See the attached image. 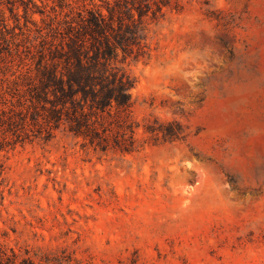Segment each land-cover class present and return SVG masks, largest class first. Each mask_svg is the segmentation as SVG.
Masks as SVG:
<instances>
[{
    "label": "rangeland",
    "instance_id": "obj_1",
    "mask_svg": "<svg viewBox=\"0 0 264 264\" xmlns=\"http://www.w3.org/2000/svg\"><path fill=\"white\" fill-rule=\"evenodd\" d=\"M142 34L143 55L116 63L135 81L137 150L62 129L4 152L0 247L55 264H264V0H172Z\"/></svg>",
    "mask_w": 264,
    "mask_h": 264
},
{
    "label": "trees",
    "instance_id": "obj_2",
    "mask_svg": "<svg viewBox=\"0 0 264 264\" xmlns=\"http://www.w3.org/2000/svg\"><path fill=\"white\" fill-rule=\"evenodd\" d=\"M171 6L172 0H0V173L4 152L49 141L62 129L83 146L134 153L135 81L116 63L143 55V22ZM54 262L0 247V264Z\"/></svg>",
    "mask_w": 264,
    "mask_h": 264
}]
</instances>
